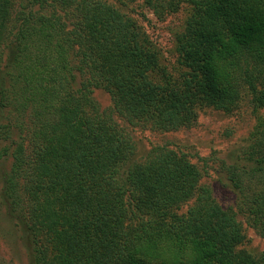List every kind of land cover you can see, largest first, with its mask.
<instances>
[{
	"label": "trees",
	"instance_id": "obj_1",
	"mask_svg": "<svg viewBox=\"0 0 264 264\" xmlns=\"http://www.w3.org/2000/svg\"><path fill=\"white\" fill-rule=\"evenodd\" d=\"M189 2L174 81L157 75L137 21L106 1L0 0V112L11 116L0 135L21 134L2 198L30 264H261L239 249L238 217L264 235V121L223 164L236 193L225 211L185 155L157 147L130 164L136 146L116 120L188 128L197 107L231 112L243 86L264 108V0ZM143 3L161 17L181 0ZM129 194L149 217L133 227ZM195 196L186 215L168 213Z\"/></svg>",
	"mask_w": 264,
	"mask_h": 264
},
{
	"label": "rangeland",
	"instance_id": "obj_2",
	"mask_svg": "<svg viewBox=\"0 0 264 264\" xmlns=\"http://www.w3.org/2000/svg\"><path fill=\"white\" fill-rule=\"evenodd\" d=\"M102 1L114 5L137 21L158 54L159 78L167 76L174 81L178 80L184 69L179 62L176 39L184 31L192 13L189 0H181L177 12L161 17L147 8L143 0ZM93 97L102 110L112 108L111 97L104 90H95ZM196 114L192 126L174 131H162L149 124L132 126L119 117H116V120L131 135L136 146L130 164L145 163L149 153L157 147H166L185 155L200 171L198 187L209 188L216 202L227 211L235 207L236 193L225 179L223 164L232 163L236 153L248 146L256 126L264 121V108L257 107L253 94L243 86L240 89V99L231 112H224L214 106H200L196 108ZM9 118L11 116L8 109L1 110L0 125L8 124ZM10 121L15 124L13 118ZM9 132L0 135V264H30L29 251L24 245L20 229L10 218L2 198L4 180L9 176L13 164L10 147L12 142H19L21 136L17 129L11 128ZM4 151H7V154ZM195 198L196 196L187 203L170 209L168 213L171 216L186 215L193 207ZM135 203L136 197L129 194L125 223L131 227L149 218L146 213L135 208ZM238 218L242 224L243 236L239 249L264 264V235L242 216L239 215Z\"/></svg>",
	"mask_w": 264,
	"mask_h": 264
}]
</instances>
